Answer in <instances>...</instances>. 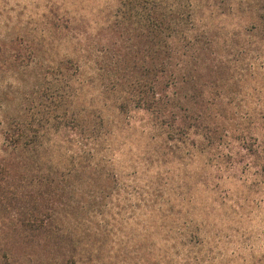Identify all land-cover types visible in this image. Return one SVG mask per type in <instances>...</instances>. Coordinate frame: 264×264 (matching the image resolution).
<instances>
[{"label":"trees","instance_id":"1","mask_svg":"<svg viewBox=\"0 0 264 264\" xmlns=\"http://www.w3.org/2000/svg\"><path fill=\"white\" fill-rule=\"evenodd\" d=\"M114 3L86 19L90 31L84 35L77 16L49 7L43 15L48 31L64 47L46 63L38 40L0 30V73L35 72L30 85L15 91L13 113L0 119V264H77L87 240L102 241L97 250L103 246L110 254L116 250L107 245L113 234L108 226L131 218L140 235L132 234L133 245L148 249L152 264L158 258L173 264L168 250L147 238L159 228L174 235L164 243L181 244L186 222L168 218L184 200L189 178L211 197L220 177L215 174L231 171L224 181L237 189L245 185L244 206L257 194L255 186L264 197V0ZM233 17L240 19L236 27L219 32L218 23ZM91 36L95 46L83 45ZM232 40L239 45L236 59L248 64L245 77L231 74ZM88 62L95 80L84 73ZM107 109L117 120L129 109L146 116L140 152L156 169L144 182L136 176L142 186L130 188L116 166L113 156L123 149L105 119ZM199 204L204 213L194 222L201 230L209 225L211 201ZM122 208L130 216L121 217ZM248 240L244 264H264L256 238Z\"/></svg>","mask_w":264,"mask_h":264},{"label":"rangeland","instance_id":"2","mask_svg":"<svg viewBox=\"0 0 264 264\" xmlns=\"http://www.w3.org/2000/svg\"><path fill=\"white\" fill-rule=\"evenodd\" d=\"M115 0H0V30L9 36H15L17 34H23L30 40L34 39L39 42L38 51L42 56L41 59L47 62V59L52 58L57 50L62 49L64 45L60 42L59 38L52 32L48 31V23L43 16L48 13V8L52 7L56 10V13L61 16L71 17L77 16L79 18L78 29L80 33L84 35V31L89 32L90 27L87 25L86 19H91L94 15H103L106 13L104 9L113 6ZM114 8V6H113ZM105 11V12H104ZM102 17V16H101ZM240 19L233 17L225 21L219 22L221 25L219 32L226 29L235 28L237 22ZM85 21V22H84ZM77 33V32H75ZM82 34H80L82 36ZM85 37V36H84ZM85 39L82 43L88 46V44L95 46L93 40ZM93 39V40H92ZM239 41V40H238ZM236 41L229 43L232 50L229 52L231 74L233 77L249 73L248 64L243 60H237L234 50L239 47ZM88 46V47H93ZM41 51V52H40ZM90 52L87 56L89 59L96 57V51ZM86 77L90 80H95V74L92 70L91 62L85 64ZM23 71V69L21 70ZM35 72H27L24 75L19 74L15 77H8L5 73H0V119L1 115L7 113H13V109L16 105L17 99H15V91L24 86H28L33 82ZM7 81V82H6ZM98 82V81H96ZM240 91V90H239ZM239 91L233 94L237 95ZM248 91V90H247ZM259 94V93H258ZM256 95V91H254ZM9 101L6 105L5 101ZM4 107V109H2ZM105 119L109 126L115 128L117 136L114 137V141L117 145L122 147L120 153H115L113 159L116 161L118 170L125 176L124 179L130 188L134 189V185L142 186L144 179L152 178V171L156 166L146 162L145 159L148 155L142 154L140 151L144 147V142L140 138V126L146 120V116L143 112L131 111L130 109L117 120L111 116V111L108 109L105 111ZM240 114H244V109L241 107ZM135 127V130L132 127ZM256 126V124H255ZM254 126V128H255ZM3 145V137L0 133V156L3 154L1 147ZM231 145L235 146L233 141ZM237 149V148H234ZM132 163L134 165H132ZM147 165V166H146ZM198 166V165H197ZM169 167V164H164L162 170L165 171ZM194 169L195 165L190 166ZM137 170V172H136ZM231 171L225 173H217L216 177H223V179L216 178L214 183H217V188L214 194L210 197L207 193L197 191L192 182L193 177L189 178L190 185L184 189L183 195L180 197L184 199L179 207H174L171 210V215L168 219L177 218L180 222L185 221L184 231L181 232L183 241L181 244L175 245L173 248L172 242L164 243L165 237H172V234H166L159 228L150 229L148 242L154 241L155 248L162 247L163 252L171 257V263L173 264H244V253L246 244L249 238H256L258 245V251L264 253V201L262 199L260 190L257 194L251 193L248 198L249 206H244V186L237 189L235 185L229 181H224L226 176H232ZM139 177L143 182H137L135 178ZM138 181H140L138 179ZM247 185V184H246ZM153 194H157V200L162 197L159 195L160 188L158 186L153 187ZM192 198V201H188L186 198ZM210 197V198H209ZM211 201V205L208 206V223L209 225L204 229H199L194 222L199 213L203 212L200 201L207 199ZM262 201V202H261ZM213 202V204H212ZM253 204L258 206H253ZM121 217L123 215L130 216L129 209H121ZM137 220L131 218L130 224L123 223L121 221L114 223L113 228L108 226L110 231H113L111 238L107 241V245H112L115 252L107 254L104 252L105 248L97 250L102 244V241L95 244L90 243L87 240L88 246L83 248V254L80 257L77 264H152L149 259L148 249L133 245L132 234L136 239H140V235L133 233L132 229H136L138 224ZM151 222V219H150ZM158 225L162 222L159 216H156L155 221ZM139 226H141L139 224ZM205 230V232H204ZM128 231L129 236L124 235ZM204 232V233H202ZM191 238V240H190ZM97 247V248H95ZM128 247L127 253L122 254V251ZM146 247V246H145ZM169 247V248H167ZM93 251L95 259L89 258L88 251ZM97 251V252H96ZM97 253V254H96ZM159 264H165L168 259L158 258Z\"/></svg>","mask_w":264,"mask_h":264}]
</instances>
